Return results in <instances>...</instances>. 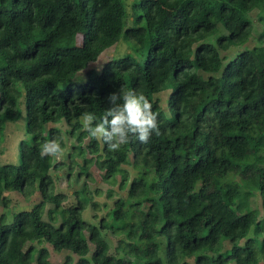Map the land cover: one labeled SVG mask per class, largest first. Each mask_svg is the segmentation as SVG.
<instances>
[{
    "label": "trees",
    "instance_id": "16d2710c",
    "mask_svg": "<svg viewBox=\"0 0 264 264\" xmlns=\"http://www.w3.org/2000/svg\"><path fill=\"white\" fill-rule=\"evenodd\" d=\"M124 2L0 0V139L22 110L30 136L0 163V208L6 193L40 196L11 222L0 213V264H52L40 238L70 253L65 264H264V0H139L132 26ZM121 42L129 53L93 67ZM119 90L147 97L158 132L113 151L85 126ZM62 122L72 138L81 130L67 163L40 153L53 139L66 147ZM92 166L109 187L84 183L66 205L52 171L70 180L78 167V181Z\"/></svg>",
    "mask_w": 264,
    "mask_h": 264
},
{
    "label": "rangeland",
    "instance_id": "374dc122",
    "mask_svg": "<svg viewBox=\"0 0 264 264\" xmlns=\"http://www.w3.org/2000/svg\"><path fill=\"white\" fill-rule=\"evenodd\" d=\"M125 2V7L128 13V19L131 18V10L133 6L139 1V0H124ZM256 13L253 12L250 15V18L254 19L256 18ZM132 20L129 19L127 20V25L132 26ZM255 27H258V24H255ZM255 44V41L252 40L249 46H252ZM134 47V46H132ZM134 52V51H133ZM129 53V46L125 42L119 43L117 46H114L110 49H108L100 58V60L94 64V68L100 70L102 66L110 60L112 57L117 56L118 54H126ZM236 53L235 51L231 52V54ZM82 77V78H81ZM81 78V80H80ZM80 81H84V76L81 75L78 77ZM77 93V90H74V95ZM160 98H164V95L161 94L159 95ZM165 102V101H163ZM87 124V123H86ZM58 128L61 132V138L63 139L66 147L58 154L55 156V162H66L67 163V158L68 155L72 152L73 146H75L77 149H80L82 144L77 141V138L79 134L81 133L80 129H76L75 131V137H70L69 134V126L66 125V123L62 122L60 124H57L55 126ZM85 129H88V125L85 126ZM99 136V135H98ZM101 136H99L100 138ZM23 140H30V136L27 133V125H26V114L24 110H22L21 117L15 121V122H7L5 125V129L3 131V134L0 139V163H7V162H14L18 161L19 159V153H20V142ZM86 142V141H84ZM84 146V143H83ZM121 160L120 165L122 168L128 170L131 174L132 177L135 176V171L132 167L131 164H129L123 155H120L119 157ZM132 157H130L129 161L131 162ZM78 162L82 164V160L78 159ZM140 172L144 173L147 170L140 169ZM79 172L78 167H75L73 176L70 177V180L67 177V169H64L62 171H52L53 178L55 180V187H56V192L64 193L68 196V201H66V205H70L71 203H74V192L81 189L84 183L87 184L88 188L91 191H94L96 188L100 187L102 189H106L109 187L107 184H105L102 180V175L103 173L99 171L95 166H92L90 168V176L87 177L86 175H82L79 180H75V176ZM150 175V181L153 179L155 180L156 177L152 172L149 173ZM117 190V187L115 188ZM121 196H125V192H119ZM7 197L9 198V206L8 208H0V213L5 211L7 214V220L8 222L12 221L13 218V213L14 212H20V211H29L31 210L39 201H40V196L39 194H35L30 198H23L22 196L18 195L17 193H6ZM115 198L116 195H114ZM95 201L99 204L100 211L99 214L100 216H104L108 213L109 208L111 206V200H108L107 197L103 194L102 196H96ZM105 204H110L108 207L102 208L103 206H106ZM258 204L261 208L262 211H264V196L260 195ZM53 206L48 205L46 208V213L44 215V221L47 223H52V224H58L60 220V216L55 213L54 210H52ZM54 212L55 218L52 217V213ZM53 219H56L55 221ZM108 238L114 247L117 239L114 238L111 235H108ZM36 247L37 248H46L49 253H50V262L52 264H65L66 263V258L70 255L68 251H58L55 250L50 244H48L45 240L39 239V242H36ZM224 245L227 246V242L224 241ZM229 247V246H228ZM226 247V248H228ZM76 260L77 258L74 257ZM36 264V263H34Z\"/></svg>",
    "mask_w": 264,
    "mask_h": 264
},
{
    "label": "clouds",
    "instance_id": "9594fccd",
    "mask_svg": "<svg viewBox=\"0 0 264 264\" xmlns=\"http://www.w3.org/2000/svg\"><path fill=\"white\" fill-rule=\"evenodd\" d=\"M109 107L95 127H89L90 136H101L107 146L115 151L127 144L130 139L147 142L153 133L158 132L157 117L147 97L136 90L113 92L108 96ZM94 120V116H89ZM62 151L56 139L43 142L41 155H51Z\"/></svg>",
    "mask_w": 264,
    "mask_h": 264
}]
</instances>
